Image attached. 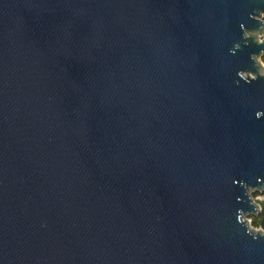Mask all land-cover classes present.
I'll return each mask as SVG.
<instances>
[{
	"label": "water",
	"instance_id": "obj_1",
	"mask_svg": "<svg viewBox=\"0 0 264 264\" xmlns=\"http://www.w3.org/2000/svg\"><path fill=\"white\" fill-rule=\"evenodd\" d=\"M264 0H0V264H264Z\"/></svg>",
	"mask_w": 264,
	"mask_h": 264
},
{
	"label": "trees",
	"instance_id": "obj_2",
	"mask_svg": "<svg viewBox=\"0 0 264 264\" xmlns=\"http://www.w3.org/2000/svg\"><path fill=\"white\" fill-rule=\"evenodd\" d=\"M261 61L264 64V55L261 57ZM257 194H262L263 193H258V192H251L252 197H254ZM259 206H260V210L256 215H252L249 217V219L251 220V226H253L254 228H260L264 231V202L263 201H259Z\"/></svg>",
	"mask_w": 264,
	"mask_h": 264
},
{
	"label": "built area",
	"instance_id": "obj_3",
	"mask_svg": "<svg viewBox=\"0 0 264 264\" xmlns=\"http://www.w3.org/2000/svg\"><path fill=\"white\" fill-rule=\"evenodd\" d=\"M263 196L264 195H262V194H257V195H255L253 197V200L259 204V201H263L264 202V197Z\"/></svg>",
	"mask_w": 264,
	"mask_h": 264
},
{
	"label": "rangeland",
	"instance_id": "obj_4",
	"mask_svg": "<svg viewBox=\"0 0 264 264\" xmlns=\"http://www.w3.org/2000/svg\"><path fill=\"white\" fill-rule=\"evenodd\" d=\"M264 197V196H263ZM247 222H248V224H249V227L251 228V229H253V230H258V229H260V228H254L253 226H251V220L250 219H247ZM261 230V229H260Z\"/></svg>",
	"mask_w": 264,
	"mask_h": 264
}]
</instances>
